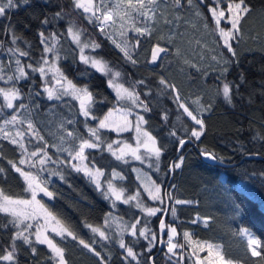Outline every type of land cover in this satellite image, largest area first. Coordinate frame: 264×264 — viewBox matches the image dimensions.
<instances>
[{
	"label": "trees",
	"instance_id": "1",
	"mask_svg": "<svg viewBox=\"0 0 264 264\" xmlns=\"http://www.w3.org/2000/svg\"><path fill=\"white\" fill-rule=\"evenodd\" d=\"M193 1L214 33L217 48L232 61L223 75L217 65L202 68L194 60L189 65L182 53L172 59L171 50L161 62L150 64L152 45L166 46L151 34L131 45L129 52L136 61L133 64L108 35L89 22L86 17L90 14L73 7L72 0H29L28 4L19 0L18 7L0 17V67L3 69L0 75L4 77L0 79V88L15 86L20 90V98L13 101V109L6 107L0 95V127L12 115L24 117L34 126L31 132L23 131V122L20 123L23 149L0 134V168L4 170L0 172V195L13 200L31 198L28 182L12 163L30 172L37 179L36 183L52 193L49 199L39 193L36 196L53 220L77 237L48 232L50 239L64 250L66 264H195L191 260L188 240L183 235L186 231L197 241L218 245L222 256L234 263L264 264L261 257L252 256L247 240L240 234L242 228L254 234L261 242L259 251L264 254V0H245L252 11L242 21V35L232 41L237 57L227 52L215 31L209 9L216 7V0ZM187 3L188 0H181V7L176 3L175 6L184 11ZM219 7L226 8L227 0ZM58 12L60 17L56 16ZM44 20L48 22L43 23ZM70 24L79 27L88 40L100 45L90 51L111 69H116L120 73L119 80L137 94L143 106L142 130L155 139L160 149L159 158L151 157L149 164L126 156L116 158L119 156L116 150L122 142L135 143L132 131L116 133L111 129H99L97 123L109 108L126 104L116 98L106 75L81 62L80 49L67 34ZM40 32L56 34L59 69L75 85L87 86L93 94L89 117L80 113L79 103L74 98L64 95L60 99H49L44 90L45 80L49 79L39 72L26 68L27 79L7 80L15 73L17 58L33 67L43 63L41 57H46V53L40 42ZM13 33L18 37L15 44ZM17 47L29 55L19 57L9 52V48ZM8 60L14 64L9 65ZM165 73L172 81L165 80L166 84H161ZM225 83L231 88V103L223 96ZM169 85H174L175 89ZM180 101L204 121L199 139L191 136V131L198 130L199 126L180 107ZM21 104L25 107H19ZM89 128L98 129L100 146L85 149L83 156L88 165L103 173L99 188L72 166V158L81 141L96 142ZM180 140L185 143L179 149ZM109 144L112 151L108 149ZM201 152L212 153L224 164L205 162ZM251 154L257 157H247ZM181 158L183 162L175 168L174 164L180 163ZM21 159L26 162L20 164ZM135 165L142 166L160 187L162 204L150 200L135 175ZM113 172L118 175L112 177ZM108 181L123 190L127 198L136 199L124 203V200L105 195ZM177 200L190 203L177 204ZM137 203L165 211L150 216L137 207ZM172 208L176 210L175 216ZM163 213L165 224L177 230L174 242L183 245L175 249L176 255L167 250V227L163 246L157 251V225ZM12 220L11 215L0 212V254L11 250L12 237L19 231ZM137 220L140 223L136 224ZM132 224L137 227L135 236L130 233ZM145 227L149 230L147 239L139 236V230ZM92 228L100 229L107 238H102ZM149 232L157 237L151 251L148 250ZM29 239L31 245L16 241L17 264H57L45 244L36 242L33 235ZM81 239L94 251L81 245ZM120 240L133 248L136 260L127 256L126 249L120 247ZM0 264L9 262L0 261Z\"/></svg>",
	"mask_w": 264,
	"mask_h": 264
},
{
	"label": "snow or ice",
	"instance_id": "2",
	"mask_svg": "<svg viewBox=\"0 0 264 264\" xmlns=\"http://www.w3.org/2000/svg\"><path fill=\"white\" fill-rule=\"evenodd\" d=\"M19 0H0V17H3L6 15V12L10 9L18 7ZM24 4H28L29 0H22ZM193 0H188L189 4H192ZM223 2V0H216V7H212L209 9V11L212 14V17L214 19L215 25H216V31L218 32L224 48L227 50L228 53L231 54L232 57H237V52L233 47L232 41L237 40L238 37L242 35V21L245 19L246 16H248L251 13V8L246 4L245 0H227V7L226 8H220L219 5ZM73 7L75 9H82L84 13H88L86 18L89 20L90 23H97L99 26V29L101 32L105 31L106 26L115 25L117 23V20L120 21H127V20H135V16L132 15L133 12H135L138 16L144 17L146 20H152L155 18L154 14V8L158 3V0H121L120 4L112 5L110 6L108 3L105 2V0H99V3L96 2V0H72ZM175 3L177 5H180L181 0H175ZM151 13V15H150ZM227 13V15H226ZM199 14V13H197ZM57 17L61 16V13H56ZM222 20H226L230 27H221ZM47 20H44L43 23H47ZM167 22V21H165ZM207 27V25H205ZM121 28H123V23L121 24ZM133 30L141 35H150L151 30L148 27H137L135 23L132 25ZM68 36L71 37L73 43H75L79 49H80V60L84 64H89L91 67L95 68L97 72H100L103 75H110L111 78L108 80V84L110 87H113L116 92L118 98H122L123 95H127L130 99L133 100V103H135L138 99L137 94H135L132 91H129V89L125 88L123 84L116 83V78L120 76L119 72H112V69L108 67L107 63L103 60L96 59L95 57H90L84 54L85 49L91 47L92 49L98 48L100 45L96 44L95 42L91 43H85L82 42L81 36H82V30L76 29L73 24H70L67 29ZM122 36L124 35L123 32L120 33ZM41 37V44L44 45V53H54L55 54V42L58 41V38L55 33H51L50 36L46 37L43 32L39 33ZM110 39H112L111 36H109ZM18 37L15 36L13 33V40L12 42L15 44ZM51 40L53 41V45L50 47L46 43V41ZM117 48L120 49V51L123 53L124 57L131 61L133 64L136 63V61L132 58L131 53L129 52L127 42L125 43H117L116 40L113 39L112 41ZM137 43H139L137 41ZM165 49L159 47L158 45L152 49V61L155 62L158 58V55L161 52H164ZM9 52H11L13 55L18 54L19 57H26L29 55L28 52L17 48H9ZM56 55V59H59V55ZM215 60L216 57H213ZM41 60L43 63L39 67H33L32 64L25 65L22 63V61L17 58L15 60V73L12 76H8V81H19L21 79H27L28 78V72L26 71V68L31 69L33 72H39L42 77H44L48 71H52V67L49 66L46 71V65H49V61L45 56L41 57ZM223 65L224 67L221 70V74L227 73L229 68L228 66L232 63V61L228 58L223 59ZM3 69L0 67V72H2ZM55 73L58 74V78H56V83L60 85V89H55L52 87L45 86V91L48 94L49 99H60L62 95H71L74 99L79 101L80 106V113L85 117H89L91 115L90 108L91 104L93 103V94L89 91L87 86L84 87H77L71 80H69L66 76H64L63 72L59 69V67L55 68ZM0 79H4L2 75H0ZM243 79V77H241ZM142 83V81H141ZM161 84H166V81L161 79ZM65 85H67L65 87ZM169 87H172L175 89L174 85H169ZM231 88L228 83H225L223 85V96L225 100H227L229 103H231ZM0 95L3 96V99L5 101V105L9 109H13L14 103L13 101L20 98V90L16 88L15 86L5 89L0 88ZM177 100H179V96L176 97ZM199 101H197L198 103ZM19 107L24 108L25 106L23 104L19 105ZM180 107L183 108L184 112L192 119V121L195 122L196 125L199 126V130L193 129L191 131V136L195 137L196 139H199L200 136L203 134L204 130V121L200 118H198L197 115L193 113V111H190L187 106L184 104H180ZM145 110H147V107L145 106ZM109 116H111V113L108 114V116H105L104 119L99 121V129L104 128H110L109 124ZM140 121L143 120V117L138 118ZM18 121L17 115H12L10 120H5V125L8 124H15ZM28 129L33 130L34 126L31 123V121L28 122ZM127 127V126H126ZM125 129H116L117 131L126 130ZM137 132H140L139 123L136 126ZM91 137L95 138L96 142H92L91 140H82L79 146V150L76 152L73 159H84L83 153L86 148H97L100 146L98 142H100V136L98 135V129L97 128H89L88 129ZM0 133H3L5 138L10 136V133L6 132L4 128L0 127ZM34 134H37L34 132ZM175 135V133H172ZM71 135V133H69ZM145 136L148 137V140L151 141L153 147L150 149V151L154 152L155 156L159 158L160 156V149L155 147V139L151 137L148 133H144ZM16 136L23 137V133L20 131L16 132ZM40 139H43L40 137ZM11 142L13 144H17L18 141L16 139H12ZM185 143L184 140H180V144L183 145ZM20 147L23 149L24 145L21 143ZM130 147V146H128ZM109 151H112V145H108ZM133 155L136 159H141L139 155H136V150H132ZM113 155H116L115 152L112 153ZM207 157L211 159H216V157L212 153L205 152L204 153ZM33 156L36 155V153H32ZM71 155V153H70ZM117 159H121V156H117ZM26 161L21 159L20 164H24ZM182 158L180 163L174 164L175 168H179L182 163ZM9 163H12L11 161ZM41 164L44 163V160L40 161ZM13 168L20 173L22 177L25 178V180L28 182V188L31 190L32 198L31 200H13L9 197H3V202H0V212L7 213L13 217V220L11 223L19 227L23 222L27 219H31L34 217L35 212H28L24 209L20 208L19 206H31L33 204L38 205L40 209L44 210V206L39 203V201L36 200V194L37 189L41 192H44L45 195L51 197L52 193L48 192L46 188L40 187L38 183H36V178L30 173L25 172L21 168L17 167L14 163H12ZM73 167L76 168L77 171L84 170L86 175H89L95 179L96 176L102 175L100 169H96L95 172H92L88 169H81L80 167H77L76 165H73ZM4 170L0 168V172H3ZM114 175H118L114 173ZM97 184V187H101L99 181H95ZM149 191V196L153 200H160L161 203H163V200L160 196V187L155 186L154 191L151 189H147ZM109 191L115 196L117 200H120L123 195V190H117L111 183H109ZM107 195V193H105ZM136 199V197H128L124 200V203H128L129 200ZM177 204L182 203H190L189 201H176ZM137 207H140L143 209V211L147 212L150 216H155L158 212L165 211L161 208H151V207H143L141 204L137 203ZM46 211V210H45ZM172 215L175 216V208L171 209ZM237 211H239V207L237 206ZM140 223L139 220H137L136 224ZM195 223V221H193ZM205 223H207V220H205ZM136 224L131 225V234L133 236L137 235V227ZM32 225L28 224L25 226L23 231H17L13 237H12V243L10 245L11 250H5L3 254H0V261L9 262V264H17L16 261V241L22 240L24 244L31 245L32 241L29 239L28 235H25L24 232L27 231L29 228H31ZM89 227H91L89 225ZM168 228V240H167V246H168V252L172 253L173 255H176L175 249L178 247L182 248L183 245H179L177 243L173 242V239L177 235V230L175 227L167 226L164 222V220L160 221V229L163 231L165 228ZM53 231H56L58 235L64 236L65 233L68 236H71L73 239H77V237L73 234L71 230H69L66 227H61L59 229H53ZM93 232H99V235L102 238H107L105 233L103 231H100L98 228H92ZM148 229L142 228L139 230V236L145 237V239L148 238ZM240 234L242 236H245L248 241V248L251 251L252 256L254 257H261L262 260H264V254H262L259 249L262 247L260 240L256 239L247 229H241ZM184 238L191 242L190 237L191 234L189 232H184ZM36 236V242L41 244H46L49 249H51V252L53 253V257L56 259L57 264H66V260L64 257V250L59 247L52 239H50L48 236L41 235L40 229L37 228V231L35 233ZM157 237L155 233L151 235L150 240V247L149 251H151L152 242L156 241ZM79 243L83 245L85 248H88L90 251H94L90 247L88 243H85L84 240H80ZM120 247L126 249L127 256L131 257L133 260L137 259V254L133 251L132 247L126 246L123 240L119 241ZM209 250L212 248V245H207ZM200 250L203 251L204 247L203 245H200ZM32 252L35 253L36 249L33 247ZM97 256L100 255L99 252L95 253ZM209 255H212L211 251H209ZM217 255V264H232V261L225 260V258L220 255L219 253ZM197 264H203L202 261L199 259L197 260ZM259 264V262H257Z\"/></svg>",
	"mask_w": 264,
	"mask_h": 264
},
{
	"label": "rangeland",
	"instance_id": "3",
	"mask_svg": "<svg viewBox=\"0 0 264 264\" xmlns=\"http://www.w3.org/2000/svg\"><path fill=\"white\" fill-rule=\"evenodd\" d=\"M96 2L99 3V0H96ZM105 2L108 3L110 6H112V5L120 4L121 0H105ZM197 13H199V14H197ZM154 14H155L154 19L146 20L144 17L138 16L135 12H133L132 15L135 16V20H127L125 22V21H120L118 19L117 23L115 25L106 26L104 33L106 35H108V37L109 36L112 37L111 41H113V39H114V40H116L117 43H122V44L127 42L128 49H130L133 42L137 43V41H139L140 38L147 36V35L138 34L133 30L132 25H133V23H135V25L137 27H148L151 30V35H153L158 41H160L163 44H165L166 46L170 47L172 59L175 58L180 53H182L183 55L182 54L181 55L188 62L189 65H192V63H193L192 60H194V61H196V64L198 65V67H202V68L208 67V66L214 67L215 65H217L218 69L220 70L224 67L222 61L226 57L222 53V51H220V49L217 48L214 33L212 32L210 27L207 25V23H206L205 19L203 18L201 11H200L196 2L193 1L192 4L187 3V7L184 9V11H182V10H178V8H176L174 0H158V3L154 8ZM150 15H151V13H150ZM165 21H167V22H165ZM213 21H214V19H213ZM223 21L227 22L226 20H222L220 26L221 27H229L230 24H225V23H223ZM122 23H123V28H121ZM214 24H215V22H214ZM205 25H207V27ZM74 26L76 29L81 30L76 25H74ZM215 31H216V25H215ZM121 32L124 33L123 36L120 34ZM216 33L220 39V42L223 45V42H222L217 31H216ZM50 34H51V32H48L44 35L46 37H48V36H50ZM81 40H82V42H85V43H91V41L88 40L84 36L83 31H82ZM46 43L50 47L53 45V41H51V40L46 41ZM57 46H58V43L55 42V54L59 55L58 50H57ZM90 49L92 50L91 47L86 48L84 54L87 56H90V57H95V55L90 51ZM55 54L54 53H46V58L49 61V65L45 66L46 71H47V68L49 66H51L53 70L48 71L47 74L45 75V76H47L46 78L49 79V80H45V83L48 87H52V88H55V89L62 91V89H60V85L56 83V78H58V74L55 73V68L59 67V66H58V60L56 59ZM213 57H216V59L214 60ZM96 59H99V58H96ZM8 61L10 63L9 65L14 64V63L12 64L11 60H8ZM162 62H164V61L162 60ZM112 72H117V70L113 68ZM165 74L166 75L163 74L164 75L163 79L167 80L168 82L170 80L172 81V78H170V76H168L167 73H165ZM106 76H107V82H108V80L111 78V76L110 75H106ZM116 83L123 84L119 80V77L116 78ZM66 86L67 85H65V87ZM77 87H84V86H77ZM124 87L129 89V91L134 92L128 86L124 85ZM110 88L114 92L116 98L120 102L125 103L126 106H116V107L109 108L104 113V115L101 117L100 120L104 119L105 116H108V114L111 113V116H109L110 128H106V129H111L116 133L131 130L132 134H133V138L135 140V143H130L128 141L122 142L120 144V146L118 147V149L116 150V152L118 153L119 156L130 157L131 159H133L135 161H142V162H145L146 164H149L150 163L149 159L151 157L155 156V154H154V152L150 151V149L153 147V145H152L151 141L148 140V137L144 135L145 132L142 130L144 120L140 121L138 119L139 117H143L142 113H141V109L143 106L140 104L138 99L135 103H133V100L130 99L126 94L123 95L122 98H118L116 90L113 87H110ZM222 88H223V86H222ZM5 89H8V88H5ZM62 96H64V95H62ZM65 96L73 98L71 95H65ZM78 103H79V101H78ZM180 103L187 106L184 101H180ZM79 108H80V106H79ZM10 119H7V120H10ZM18 121H22L23 123H25V126L21 122H17L15 124H8V125H5V123L3 122L1 124V127L4 128L6 132L10 133V136L7 137L9 140L16 139L18 141V144H21V138L22 137L16 136V132L17 131L22 132V129H23V131L27 130L30 132H31V130L28 129L27 125H28L29 121H27V119L20 116V117H18ZM99 121L97 123L98 127H99ZM20 123H21V126H23L22 129L20 127ZM138 123H139V127H140V132H137V130H136V126ZM125 127H126V130H121V131L116 130V129H125ZM0 134L3 137H5L3 133H0ZM128 146H130V147H128ZM155 147H156V145H155ZM133 149L136 150V155H139L141 157V159L138 160L135 158V156L133 155V152H132ZM78 150H79V148L77 149V151ZM73 165H76L77 167H80L81 169L91 170L92 172H95V170L97 169L94 166L88 165L85 162V159H82V160L81 159H74V161L72 162V166ZM73 168H75V167H73ZM134 168H135V175H136L137 179L139 180L141 186L143 187L144 191L146 192V194L150 198V200L157 201L159 204H162L160 202V200H153L149 196V191L147 190V189H151L154 191L155 186H158V185L156 183H154V181L151 179L149 174L143 169L142 166L135 165ZM81 172L94 185H97L95 182L97 180L100 183V176L101 175L96 176L95 179H93V177L86 175L84 170H81ZM114 173L115 172H113L111 174L112 177L117 176V175H114ZM36 181H37V179H36ZM109 183H111V182L108 181L106 184V193L110 198H115V196L109 191ZM44 185H46V184H44ZM116 189L120 190L119 188H116ZM38 193L39 192L37 190V194ZM160 196H161V192H160ZM31 198H32V195H31ZM31 198H30V200H31ZM126 198L127 197L123 194L120 200H125ZM36 200L39 201L37 199V196H36ZM0 202H3V196H1V195H0ZM39 203H40V201H39ZM19 207L24 209L25 211H28V212H35V215L33 218L25 220L23 222V224H21L19 227H17V229L19 231H23L26 225L31 224L32 227L24 232L25 235H28L29 237H30V235H33L34 239L36 240L35 233L37 231V228L40 229L42 236L46 235L48 237H49L48 232H56V231H53V229L61 228V226H59L57 224V222H55L53 220L51 215L47 211H45V209L44 210L40 209L38 205H35V204H33L31 206H22L21 205ZM171 227H173V226H171ZM242 229H244V228H242ZM130 233H131V230H130ZM149 233H150V239H151V235L154 232H149ZM168 235H169V233H168ZM168 235H167V238H168ZM252 235L256 239H258L254 234H252ZM242 237H244L247 240V238L245 236H242ZM167 238H166V242L168 240ZM190 240H191V242L188 241V245L190 247V253L192 255V259H191L192 262L197 264V260L199 259L200 261L203 262V264H217L218 258H217L216 254L219 253L220 255H222L221 250H220L218 245L207 242V241H197V240L193 239L192 237H190ZM173 242H174V239H173ZM174 243H177V241H175ZM154 244H155V241L152 242V246ZM209 244L212 245V248L210 250L207 247V245H209ZM200 245H203V247H204L203 251L200 250ZM49 250L51 251V249H49ZM167 250H168V248H167ZM209 251H211L212 255H209ZM52 255H53V253H52ZM225 260H227V259H225ZM232 264H237V263L232 262Z\"/></svg>",
	"mask_w": 264,
	"mask_h": 264
},
{
	"label": "water",
	"instance_id": "4",
	"mask_svg": "<svg viewBox=\"0 0 264 264\" xmlns=\"http://www.w3.org/2000/svg\"><path fill=\"white\" fill-rule=\"evenodd\" d=\"M176 6H177L178 8L181 7V5H177V4H176ZM157 45H158L159 47L165 49L164 52H161V53L158 55V58H157V59H159V58H161L162 56L167 55V54L170 53V49H169L168 47L163 46V45H159V44H157V43H154V44L152 45L151 49H150V64H153V63H154V62L152 61V49H153L154 47H156ZM190 142L193 143L191 140H190ZM181 146H182V145L180 144V145H179V149H180ZM247 157H257V155H252V154H251V155H247ZM201 158H202L205 162H207V163H209V164H218V165H223V164H224V163H222V162H220V161H218V160H216V159H211V158L207 157V156L204 154V152H201ZM172 163H173V160L170 162V165H169V168H170V169H171ZM38 184H39V183H38ZM39 185H40V184H39ZM40 187L46 188V187H44V186H42V185H40ZM46 189H47V188H46ZM37 190H38V189H37ZM47 191L50 192L48 189H47ZM38 192H39V194L46 196L48 199L51 198V197L45 195L44 192H41V191H39V190H38ZM164 218H165V213H163V215L161 216V218H160V220H159V222H158V225H157V230H158V246H159L157 251H159L160 248L163 246V235H164V230L161 231V229H160V221H161V220H164ZM151 259H152V257H151ZM151 259H150V260H151ZM151 264H152V262H151Z\"/></svg>",
	"mask_w": 264,
	"mask_h": 264
},
{
	"label": "flooded vegetation",
	"instance_id": "5",
	"mask_svg": "<svg viewBox=\"0 0 264 264\" xmlns=\"http://www.w3.org/2000/svg\"><path fill=\"white\" fill-rule=\"evenodd\" d=\"M174 3H175V0H174ZM82 12H83V10L82 9H80ZM88 14V13H87ZM135 46H136V44H135ZM165 56V55H164ZM164 56H162L161 58H159V59H157L153 64H155V63H157V62H159Z\"/></svg>",
	"mask_w": 264,
	"mask_h": 264
},
{
	"label": "built area",
	"instance_id": "6",
	"mask_svg": "<svg viewBox=\"0 0 264 264\" xmlns=\"http://www.w3.org/2000/svg\"><path fill=\"white\" fill-rule=\"evenodd\" d=\"M96 27L99 29V26H98V24L96 23Z\"/></svg>",
	"mask_w": 264,
	"mask_h": 264
}]
</instances>
